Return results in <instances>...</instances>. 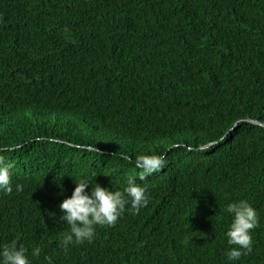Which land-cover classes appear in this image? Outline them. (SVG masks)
<instances>
[{
    "label": "trees",
    "instance_id": "trees-1",
    "mask_svg": "<svg viewBox=\"0 0 264 264\" xmlns=\"http://www.w3.org/2000/svg\"><path fill=\"white\" fill-rule=\"evenodd\" d=\"M0 162V244L39 245L30 264H264V0H0ZM129 176L147 206L60 248L73 180ZM237 199L258 224L232 262Z\"/></svg>",
    "mask_w": 264,
    "mask_h": 264
},
{
    "label": "clouds",
    "instance_id": "clouds-1",
    "mask_svg": "<svg viewBox=\"0 0 264 264\" xmlns=\"http://www.w3.org/2000/svg\"><path fill=\"white\" fill-rule=\"evenodd\" d=\"M123 156V154H120ZM127 159V157H124ZM139 181H144L153 173H159L165 165L164 156L149 150L137 154L132 161ZM91 178L97 173L90 174ZM74 182L71 195L63 198L58 208L59 220L67 226L58 234L57 244L67 250L71 244L91 243L96 235L97 226H113L118 218L127 211L135 215L147 206L149 200L146 189L129 176L121 188L104 187L100 183L81 177ZM16 192L23 190V185L15 183ZM13 191L10 166L0 162V195H8ZM63 192V190H62ZM61 192V194H62ZM223 211L230 214L224 236L229 246L226 250L228 261L235 262L242 255H247L252 248V232L258 224V212L246 199H237L228 203ZM42 249L39 245L27 249L16 239L0 244V264H30L29 256L38 257ZM48 260L47 257H45ZM48 264H51L49 260Z\"/></svg>",
    "mask_w": 264,
    "mask_h": 264
}]
</instances>
